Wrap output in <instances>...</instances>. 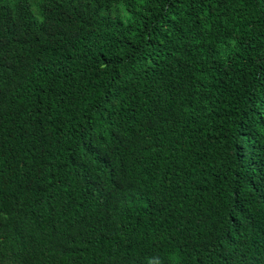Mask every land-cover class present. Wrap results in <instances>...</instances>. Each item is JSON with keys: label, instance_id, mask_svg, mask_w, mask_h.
<instances>
[{"label": "trees", "instance_id": "16d2710c", "mask_svg": "<svg viewBox=\"0 0 264 264\" xmlns=\"http://www.w3.org/2000/svg\"><path fill=\"white\" fill-rule=\"evenodd\" d=\"M0 264H264V0H0Z\"/></svg>", "mask_w": 264, "mask_h": 264}]
</instances>
